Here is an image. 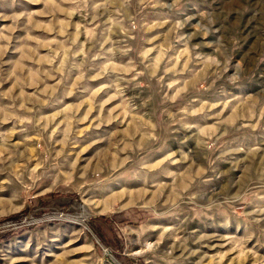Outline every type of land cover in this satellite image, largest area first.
<instances>
[{"label": "rangeland", "instance_id": "374dc122", "mask_svg": "<svg viewBox=\"0 0 264 264\" xmlns=\"http://www.w3.org/2000/svg\"><path fill=\"white\" fill-rule=\"evenodd\" d=\"M0 264H264V0H0Z\"/></svg>", "mask_w": 264, "mask_h": 264}, {"label": "trees", "instance_id": "16d2710c", "mask_svg": "<svg viewBox=\"0 0 264 264\" xmlns=\"http://www.w3.org/2000/svg\"><path fill=\"white\" fill-rule=\"evenodd\" d=\"M61 196V194L59 193H49V194H46L44 196H42V198H48V199H55L57 197ZM93 222L98 225V224H102L104 227H106V230H104L105 233H107L109 230H111L110 226H109V223L107 218L104 217V216H99L95 219H93ZM13 237V234H6L4 235L1 239L2 240H9Z\"/></svg>", "mask_w": 264, "mask_h": 264}]
</instances>
